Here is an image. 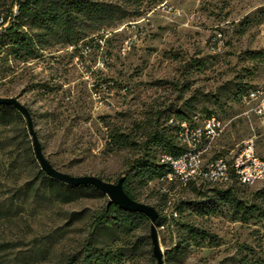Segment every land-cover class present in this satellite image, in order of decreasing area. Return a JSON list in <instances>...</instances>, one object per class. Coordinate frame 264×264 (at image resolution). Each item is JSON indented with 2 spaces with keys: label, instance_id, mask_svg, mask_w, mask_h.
I'll use <instances>...</instances> for the list:
<instances>
[{
  "label": "rangeland",
  "instance_id": "1",
  "mask_svg": "<svg viewBox=\"0 0 264 264\" xmlns=\"http://www.w3.org/2000/svg\"><path fill=\"white\" fill-rule=\"evenodd\" d=\"M95 1L119 5L117 16L123 18L74 45H52L26 61L14 59L9 49L0 53V96L16 97L28 108L53 167L116 182L129 170L132 150L107 147L108 130L127 131L149 108L168 105L194 125L212 115L221 121L222 131L204 161H230L246 139L264 158V109L257 114L251 109L257 100L244 99L256 89L264 104V0ZM17 112L0 118V236L20 234L27 242L35 233L63 226L61 242L39 263L58 264L60 251H71L89 233L87 221L108 196L57 203L36 198L29 189L20 191L34 181L40 166L26 120ZM170 118L179 121L175 114ZM127 185L137 201L158 212L163 259L175 249L164 264H264V181L181 185L131 177ZM46 187L43 179L40 193ZM213 188L230 189L237 201L255 210L242 222L233 219L234 209L222 200L205 215L177 209L182 201L199 199V189ZM17 204L23 208L6 209ZM73 212H80V220H72ZM149 225L143 221L128 233L105 227L95 234L96 244L126 246L123 257L111 264H151L145 243Z\"/></svg>",
  "mask_w": 264,
  "mask_h": 264
},
{
  "label": "trees",
  "instance_id": "2",
  "mask_svg": "<svg viewBox=\"0 0 264 264\" xmlns=\"http://www.w3.org/2000/svg\"><path fill=\"white\" fill-rule=\"evenodd\" d=\"M14 7L16 9L13 13ZM119 11V5L95 0H3L0 4V53L9 49L15 56L14 59L26 61L52 45H74L90 33L102 30L105 26H112L115 21L123 18V15L117 16ZM12 112L18 113L13 106L0 105L1 119ZM170 113L177 116L178 122L187 121V115L183 111L168 105L163 109L149 108L127 131L117 128L107 132V147L132 150L128 159L129 170L124 173L123 189L134 200L136 197L127 185L131 177L142 181L152 177L161 179L167 172V165L161 162V158L165 155L176 157L184 151L176 135L178 125L169 123V119H172ZM43 179L47 182V187L40 193L39 185ZM38 181L41 183L36 185L35 182ZM230 181L237 180L232 176ZM191 183L194 182L187 184ZM28 189L36 198L43 195L47 200L57 203H69L83 197L105 196L92 185H67L49 177L41 169L37 171L34 181L19 188L20 191ZM198 196L200 198L197 200L182 201L177 209L181 212L186 208L197 215H205L214 212L217 200H222L234 209L233 219L242 222L255 210V205L247 206L237 201L230 189H199ZM162 197L165 199V195ZM11 207L23 208L17 204L6 209L10 210ZM80 215V212L71 213L72 220H80ZM11 218L6 217L7 220ZM159 219L160 217L156 219L157 226L162 225ZM143 221H149V218L139 212L120 209L116 204L107 205L106 202L103 209L87 221L90 231L86 237L78 239L71 251H60L57 256L58 264H111L120 260L126 246L117 249L98 246L95 234L112 225L128 233ZM62 229L63 226H56L46 234L35 233L27 242L20 234L0 236V264H39L46 261L49 249L61 242L64 236L63 232L60 233ZM192 235L204 238L200 233ZM145 243L150 247L148 254L152 260L151 264H155L150 237L145 238ZM137 246V243H134L132 247ZM174 251L175 249H170L166 252L164 263L170 261Z\"/></svg>",
  "mask_w": 264,
  "mask_h": 264
},
{
  "label": "built area",
  "instance_id": "3",
  "mask_svg": "<svg viewBox=\"0 0 264 264\" xmlns=\"http://www.w3.org/2000/svg\"><path fill=\"white\" fill-rule=\"evenodd\" d=\"M259 94L258 90L253 89L244 96L247 101L257 100L251 107L257 114L262 113L264 109ZM169 123L178 125L176 135L184 151L176 157L165 155L161 158V162L167 165V172L162 180L177 181L182 185L200 181L224 185L230 182L232 176L239 183L246 185L264 181V158L256 153L251 139L243 141L230 161L223 157L204 161V154L223 128L217 117L209 116L200 125L190 124L187 121L177 122L173 119H169ZM162 189L166 190L165 186H162Z\"/></svg>",
  "mask_w": 264,
  "mask_h": 264
},
{
  "label": "water",
  "instance_id": "4",
  "mask_svg": "<svg viewBox=\"0 0 264 264\" xmlns=\"http://www.w3.org/2000/svg\"><path fill=\"white\" fill-rule=\"evenodd\" d=\"M0 105H10L16 108L25 118L28 133L30 135L33 153L38 161L40 169L49 177L65 183L67 185H92L108 196L107 205L116 204L120 209L130 212H139L149 218V237L151 241V251L155 259V264H164L163 251L158 241L156 229L157 210L149 204L132 199L123 189L125 176H120L116 182H109L95 175H71L62 172L50 163L44 156L38 137L33 129L32 118L28 108L16 97L0 96Z\"/></svg>",
  "mask_w": 264,
  "mask_h": 264
}]
</instances>
